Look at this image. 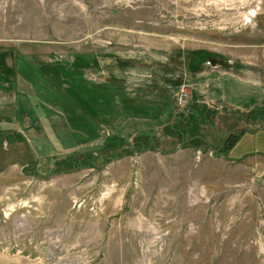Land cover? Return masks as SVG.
I'll use <instances>...</instances> for the list:
<instances>
[{"label":"rangeland","instance_id":"obj_1","mask_svg":"<svg viewBox=\"0 0 264 264\" xmlns=\"http://www.w3.org/2000/svg\"><path fill=\"white\" fill-rule=\"evenodd\" d=\"M263 47L264 0H0V264H264V119L197 53ZM181 90L216 114L179 140Z\"/></svg>","mask_w":264,"mask_h":264},{"label":"crops","instance_id":"obj_2","mask_svg":"<svg viewBox=\"0 0 264 264\" xmlns=\"http://www.w3.org/2000/svg\"><path fill=\"white\" fill-rule=\"evenodd\" d=\"M259 58L261 63L264 65V47L260 50ZM204 63H199V90L202 88L201 83L205 81L206 83L204 85H210L211 86V92H208L210 94L211 101L218 100L220 101L221 98V93L224 94V99L225 101H231L233 102L232 104L235 106V108L239 110H244L247 113H251L253 109L256 107H260L263 100H264V87H261L264 85V80L262 77H260L258 80L255 78H250L248 79L246 76L240 77V76H234V75H225V74H218L217 72H213L214 70H211L210 72H205L204 71ZM210 70V69H207ZM209 74L210 77H202V73ZM209 78V79H208ZM225 78H229L230 83V91H232L231 96L232 98L225 92L223 88L222 82L225 81ZM240 79L241 81L237 80ZM208 79V80H207ZM222 81V82H221ZM216 94L218 98H213V94ZM257 98H254L256 96ZM228 95V98H227ZM26 98V97H25ZM27 100V99H26ZM29 101V100H27ZM223 101L224 103H226ZM29 103V102H28ZM192 103H198L197 99L194 100ZM203 106L206 113L205 117L209 116V114H216V112H210L207 104H204L203 101L200 100L199 98V107ZM28 110V109H27ZM213 114V115H214ZM38 114H35L37 116ZM19 118V117H18ZM174 119V117H173ZM264 119V118H263ZM163 134V133H162Z\"/></svg>","mask_w":264,"mask_h":264},{"label":"trees","instance_id":"obj_3","mask_svg":"<svg viewBox=\"0 0 264 264\" xmlns=\"http://www.w3.org/2000/svg\"><path fill=\"white\" fill-rule=\"evenodd\" d=\"M199 53V63H204V62H208L205 58L204 53L203 52H197ZM202 54V55H201ZM195 66V65H194ZM197 66V64H196ZM195 66V70L197 69V67ZM190 112L188 113V115L186 117H182V116H175V120L174 123H172V125L170 126H166L164 125V129H163V133L167 136H170L172 138H179V140L183 139V132L181 130V126H186L189 125V123H192V121H194L195 119L199 118V119H205L203 120V122H208L209 117L207 116V118L205 117V109L203 106L199 107V104H193L192 106L189 107ZM214 114V113H213ZM212 114V115H213ZM251 117H253L254 120H262L264 118V100L261 104V106L257 109V110H252L251 111ZM203 116V118H202ZM235 138L233 137V139L230 141L229 146L228 144L226 145V150L231 149L234 146L235 143ZM152 142V141H151ZM67 161L69 164H78L79 160L76 159V156L71 155L68 156L67 158L64 159H60L55 161L56 163H54V167H56V165L58 164H62L63 162ZM88 163H91L90 161H88ZM75 164V165H76ZM33 171V170H32Z\"/></svg>","mask_w":264,"mask_h":264},{"label":"built area","instance_id":"obj_4","mask_svg":"<svg viewBox=\"0 0 264 264\" xmlns=\"http://www.w3.org/2000/svg\"><path fill=\"white\" fill-rule=\"evenodd\" d=\"M179 96L177 97V104L180 106V111L183 114L189 113V103L187 101V93H185L183 90L179 92Z\"/></svg>","mask_w":264,"mask_h":264}]
</instances>
